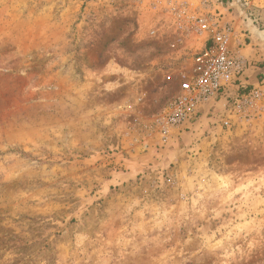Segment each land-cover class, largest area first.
<instances>
[{
  "label": "rangeland",
  "instance_id": "rangeland-1",
  "mask_svg": "<svg viewBox=\"0 0 264 264\" xmlns=\"http://www.w3.org/2000/svg\"><path fill=\"white\" fill-rule=\"evenodd\" d=\"M185 4L264 31V0H0V264H264L262 68L162 130Z\"/></svg>",
  "mask_w": 264,
  "mask_h": 264
},
{
  "label": "built area",
  "instance_id": "built-area-1",
  "mask_svg": "<svg viewBox=\"0 0 264 264\" xmlns=\"http://www.w3.org/2000/svg\"><path fill=\"white\" fill-rule=\"evenodd\" d=\"M189 9L185 4L180 10L188 28L175 13V29L197 38L202 46L166 76L168 82L177 81L178 88L160 119L164 132L184 130L200 108L231 85L241 84L248 66L237 53L238 44L233 47L234 32L229 24L204 13H190Z\"/></svg>",
  "mask_w": 264,
  "mask_h": 264
},
{
  "label": "crops",
  "instance_id": "crops-1",
  "mask_svg": "<svg viewBox=\"0 0 264 264\" xmlns=\"http://www.w3.org/2000/svg\"><path fill=\"white\" fill-rule=\"evenodd\" d=\"M255 25H256V27H255ZM255 25H253V27L248 28L247 34H245L247 39H250L249 45L247 46L245 43H243L241 40H239L238 45L236 43V45H237L236 50H237V53L248 64L256 65L259 68L261 67L262 69H259V72H261L263 70V74H264V42H262V45L260 43H257L258 42L257 41L258 36L259 35L262 36V34H264V31H260L258 29L259 28L258 23ZM258 63H260V64H258ZM254 69L258 70L256 67Z\"/></svg>",
  "mask_w": 264,
  "mask_h": 264
},
{
  "label": "trees",
  "instance_id": "trees-1",
  "mask_svg": "<svg viewBox=\"0 0 264 264\" xmlns=\"http://www.w3.org/2000/svg\"><path fill=\"white\" fill-rule=\"evenodd\" d=\"M260 78V76H258Z\"/></svg>",
  "mask_w": 264,
  "mask_h": 264
}]
</instances>
